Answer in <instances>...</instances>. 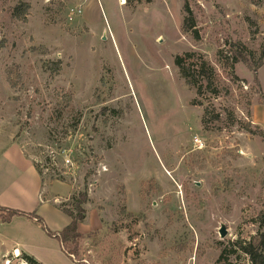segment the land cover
Segmentation results:
<instances>
[{"label": "rangeland", "instance_id": "374dc122", "mask_svg": "<svg viewBox=\"0 0 264 264\" xmlns=\"http://www.w3.org/2000/svg\"><path fill=\"white\" fill-rule=\"evenodd\" d=\"M263 44L264 0H0V204L47 229L0 223V264H250L235 243L264 232V138L243 126L264 131V66L231 59ZM188 52L218 96L181 77ZM84 191L71 257L51 234Z\"/></svg>", "mask_w": 264, "mask_h": 264}, {"label": "trees", "instance_id": "16d2710c", "mask_svg": "<svg viewBox=\"0 0 264 264\" xmlns=\"http://www.w3.org/2000/svg\"><path fill=\"white\" fill-rule=\"evenodd\" d=\"M186 11L190 12L187 7ZM231 66L237 63H244L247 65L248 70L251 72L257 71L264 66V44L262 45L259 59L257 61H251V58L245 57L244 53L239 51L232 52ZM175 65L179 69L181 77L187 82L188 85L193 87L197 95L202 97L205 93H209L213 96H218L220 91L216 85V78H218L215 68L207 60L206 55L197 52H188L184 56H178L175 59ZM216 116L214 120H218ZM205 124V119L203 120ZM244 130L252 136H259L264 138V131L259 127L252 124V122L246 123L243 126ZM89 198L87 191L79 193V195L72 198L70 209H61L71 220V223L58 234H50L56 237L64 247L65 244L72 243L77 246L79 240L82 239V235L78 232L80 224L86 220V209L84 206L88 203ZM1 222H10L15 216H25L29 219H33L36 223L45 228V223L41 217L34 214H26L17 210L0 207ZM258 223L260 229H264V213L259 215ZM47 230V229H46ZM238 251L242 252L249 259L250 264H264V232L252 237L247 241H238L235 243ZM65 249V247H64ZM65 251L71 256L75 257L76 252L71 250ZM23 259L28 264H39L34 258L23 254Z\"/></svg>", "mask_w": 264, "mask_h": 264}, {"label": "water", "instance_id": "95a60500", "mask_svg": "<svg viewBox=\"0 0 264 264\" xmlns=\"http://www.w3.org/2000/svg\"><path fill=\"white\" fill-rule=\"evenodd\" d=\"M220 235L222 238L227 236V230H226L225 226H222V228L220 229Z\"/></svg>", "mask_w": 264, "mask_h": 264}, {"label": "crops", "instance_id": "0c3cea01", "mask_svg": "<svg viewBox=\"0 0 264 264\" xmlns=\"http://www.w3.org/2000/svg\"><path fill=\"white\" fill-rule=\"evenodd\" d=\"M0 207H4V208H5V206H4V205H1V204H0ZM63 214H64V213H63ZM39 217H40V216H39ZM67 217H68V216H67ZM68 218H69V217H68ZM14 219H15V217H14L11 221H13ZM45 220H46V219H45ZM69 220H70V218H69ZM70 221H71V220H70ZM46 222H48V221H46ZM61 247H62V246H61ZM13 250H14V251H15V250L19 251L18 248H14ZM21 251H22V250H21ZM21 251H19V252L21 253Z\"/></svg>", "mask_w": 264, "mask_h": 264}, {"label": "built area", "instance_id": "2783aa9c", "mask_svg": "<svg viewBox=\"0 0 264 264\" xmlns=\"http://www.w3.org/2000/svg\"><path fill=\"white\" fill-rule=\"evenodd\" d=\"M66 164L70 165L71 164V161L69 159H67L66 161Z\"/></svg>", "mask_w": 264, "mask_h": 264}, {"label": "bare ground", "instance_id": "6f19581e", "mask_svg": "<svg viewBox=\"0 0 264 264\" xmlns=\"http://www.w3.org/2000/svg\"><path fill=\"white\" fill-rule=\"evenodd\" d=\"M126 0H124V3H125ZM123 3V2H122Z\"/></svg>", "mask_w": 264, "mask_h": 264}]
</instances>
